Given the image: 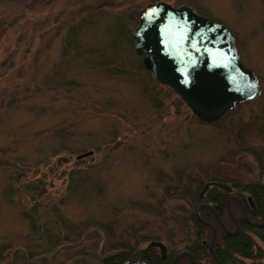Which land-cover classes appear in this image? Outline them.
Returning a JSON list of instances; mask_svg holds the SVG:
<instances>
[{
    "label": "rangeland",
    "instance_id": "rangeland-1",
    "mask_svg": "<svg viewBox=\"0 0 264 264\" xmlns=\"http://www.w3.org/2000/svg\"><path fill=\"white\" fill-rule=\"evenodd\" d=\"M93 1L0 0V264H99L119 241L146 246L142 235L179 248L189 204L168 193L170 176L183 183L206 166H233L262 177L248 147L264 148V0H163L221 20L258 78V95L222 126L199 120L167 84L142 81L128 46L112 62L126 68L119 73L93 62L99 51L89 50V64L65 55L68 25ZM100 1L101 17L83 35L91 47L115 18L133 30L139 10L157 0ZM251 120L250 134H234Z\"/></svg>",
    "mask_w": 264,
    "mask_h": 264
},
{
    "label": "water",
    "instance_id": "water-1",
    "mask_svg": "<svg viewBox=\"0 0 264 264\" xmlns=\"http://www.w3.org/2000/svg\"><path fill=\"white\" fill-rule=\"evenodd\" d=\"M131 43L135 51L142 55V63L154 79L176 92L201 121L215 122L237 102L253 99L259 93L258 78L241 61L233 33L221 20L201 14L189 5L175 6L163 0L148 3L139 10ZM91 152L88 150L77 157ZM211 183L225 188L221 182L207 181L199 191L200 198H204ZM232 199L241 204L243 215L249 223L264 226V222L247 216L238 196L230 195L227 208L235 228L228 229L217 215L225 231L235 233L240 227L231 210ZM202 206L211 207L201 202L196 206L195 214L212 228L209 247L217 264H221L214 251L216 226L201 216ZM148 245L157 246L161 256H166L167 246L163 241L152 239ZM184 254L189 256L192 264H198L188 250L179 251L173 257L172 264H176L177 259ZM133 263L149 264L144 259L134 258L127 259L123 264Z\"/></svg>",
    "mask_w": 264,
    "mask_h": 264
},
{
    "label": "trees",
    "instance_id": "trees-1",
    "mask_svg": "<svg viewBox=\"0 0 264 264\" xmlns=\"http://www.w3.org/2000/svg\"><path fill=\"white\" fill-rule=\"evenodd\" d=\"M93 1V3L86 4L84 9L80 11L84 12L79 16V19L70 23L67 27V31L64 38V54L72 57L83 56L87 63L89 64V50L95 52L98 55L100 52V59H93L95 64L103 65L104 69L111 71L112 73H119L126 71L123 64L121 67H116L112 65L115 60H120L119 49L121 46H128L134 54L139 57V62L136 68L144 72L145 78L143 76L142 81H148L152 79L156 81L152 76V73L146 69L142 63V56L137 54L132 43L131 34L132 27L128 26V22L123 20L122 17L115 18L110 21L106 28L104 36H102L101 44L99 47H91L92 45L86 44L83 35L89 30V23L92 22V18H100L103 6L107 4L105 1ZM96 21V20H95ZM137 22L134 23V26ZM143 89L147 88L142 86ZM247 100L237 102L235 106L239 103ZM234 107L229 109L222 117L213 123L215 126H222V121L229 116V114L234 110ZM257 117V116H256ZM209 123V122H208ZM255 122L251 121H238L233 128L235 129V135L250 134L255 126ZM245 130L243 133L238 134V130ZM260 131L264 132V118L261 120L259 125ZM234 130H232L233 132ZM248 133H247V132ZM250 152L254 155L257 162L258 174L264 171V154L263 147L251 146L248 147ZM233 160V159H232ZM205 173L199 174L198 172L188 175L185 182L172 181L174 177L170 176V183L167 185L166 190L177 194L180 196H187V202L189 207H184L187 211L186 224L184 227H180L185 232L183 238L186 240L184 245L177 248L174 246H168L166 256L162 257L159 248L156 246H146L140 247L131 243L117 242L115 243L114 250L106 254H98L99 264H123L127 259H145L149 264H172V259L176 253L183 249L189 250L198 264H217L215 258L213 257L209 249V241L212 235L211 228L202 222L195 214V207L202 200L199 197V191L203 183L208 179H217L222 181L230 182L235 194H237L243 201L247 214L250 218L255 220H264V182L261 178L251 179V177L244 176L243 173L238 172L235 167L222 166L218 171H215L211 167H205ZM243 191L248 193L247 198L243 195ZM228 193L217 186L210 187L206 193L204 200L211 201L212 205L218 210L222 221L224 224L232 228L234 222L230 214L228 213L226 207V197ZM232 211L237 218L240 229L238 232L230 234L218 224L216 217L209 213L208 210L204 209L201 211V216L205 219H212L217 226V236L215 239L214 250L221 260L222 264H244L245 262L239 256L242 257H263L264 256V246L261 241L264 242V227H257L250 224L240 212V205L238 201L233 200L231 203ZM239 211V212H238ZM25 216L31 219L32 226L35 227L36 221L31 213L23 211ZM29 219V220H30ZM252 234L259 237V241L255 240ZM144 240L159 239L158 236L149 237L146 235L141 236ZM172 241V240H171ZM173 243V241H172ZM19 264H32L29 260H24ZM135 264V263H133ZM176 264H192L188 255L180 256Z\"/></svg>",
    "mask_w": 264,
    "mask_h": 264
},
{
    "label": "flooded vegetation",
    "instance_id": "flooded-vegetation-1",
    "mask_svg": "<svg viewBox=\"0 0 264 264\" xmlns=\"http://www.w3.org/2000/svg\"><path fill=\"white\" fill-rule=\"evenodd\" d=\"M263 175H264V171H263V173H262V177H261V179H262V181H263ZM207 181H216V182H221V183H223V184H225V188H223V187H221L219 184H217V183H211L210 185H209V187L207 188V190L210 188V187H212V186H217L219 189H222V190H224V191H226L227 193H228V195H227V197H226V207H227V199H228V197L230 196V195H236V196H238L237 194H235V192H234V189L232 188V186H231V184H230V182H228V181H222V180H217V179H208ZM207 181H205V183L207 182ZM264 182V181H263ZM205 183H203V185L205 184ZM202 185V186H203ZM201 189V188H200ZM206 190V191H207ZM206 191H205V193H206ZM205 193H204V198H205ZM243 193V192H242ZM243 195H245L244 193H243ZM247 196L248 195H246L245 197L247 198ZM239 197V196H238ZM204 198H201L202 200L199 202V203H201V202H204V203H207V204H209V205H211V207H207V206H202V208H201V210H200V214H201V211L202 210H204V209H206V210H208V212L209 213H211V214H213L215 217H216V220L218 221V219H217V215H219L220 216V214H219V212H218V210L212 205V203H211V201H206V200H204ZM240 198V197H239ZM233 200H235V199H232L231 200V203H232V201ZM240 200H241V202H242V206H243V208H244V210H245V212H246V214H247V211H246V208H245V205H244V203H243V201H242V199L240 198ZM235 201H237V200H235ZM198 203V204H199ZM231 203H230V206H231ZM197 204V205H198ZM239 205H240V212L242 213V215H243V209H242V207H241V204L239 203ZM227 210H228V208H227ZM231 210H232V208H231ZM239 212V211H238ZM228 213H229V210H228ZM232 213H233V211H232ZM230 214V213H229ZM233 215H234V213H233ZM231 216V215H230ZM235 216V215H234ZM247 216H248V214H247ZM221 217V216H220ZM232 217V216H231ZM243 217H244V215H243ZM249 217V216H248ZM245 218V217H244ZM205 219V218H204ZM222 219V218H221ZM233 219V218H232ZM237 219V218H236ZM246 219V218H245ZM207 220H209V221H211V222H213L214 224H215V222L212 220V219H207ZM247 220V219H246ZM248 221V220H247ZM203 222V221H202ZM233 222H234V220H233ZM249 222V221H248ZM224 223V222H223ZM218 224L221 226V224L219 223V221H218ZM251 224V223H250ZM207 225V224H206ZM253 225V224H252ZM209 226V225H208ZM215 226H216V224H215ZM226 226V225H225ZM240 226V225H239ZM210 227V226H209ZM222 227V226H221ZM227 227V226H226ZM211 228V227H210ZM223 228V227H222ZM228 229H230V230H233L234 228H235V222H234V226L232 227V228H229V227H227ZM224 229V228H223ZM239 229H240V227H239ZM211 230H212V228H211ZM216 231H217V226H216ZM225 231V230H224ZM227 232V231H226ZM238 232V231H237ZM229 233V232H228ZM236 233V232H235ZM230 234H233V233H230ZM216 235H217V232H216ZM157 240H159V239H157ZM215 242V241H214ZM147 245H148V243H147ZM149 246V245H148ZM167 246V245H166ZM157 247V246H156ZM264 249V248H263ZM166 251H167V249H166ZM213 255V254H212ZM214 257V256H213ZM215 258V257H214ZM130 259H132V258H130ZM190 259V258H189ZM145 260V259H144ZM196 260V259H195ZM216 260V259H215ZM126 261V260H125ZM147 261V260H146ZM191 261V260H190ZM148 262V261H147ZM149 263V262H148ZM192 263V262H191ZM198 263V262H197ZM216 263H217V261H216ZM263 263V261H261V260H259V261H257V262H255V263H253V264H262ZM221 264H222V262H221Z\"/></svg>",
    "mask_w": 264,
    "mask_h": 264
}]
</instances>
